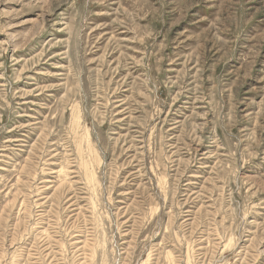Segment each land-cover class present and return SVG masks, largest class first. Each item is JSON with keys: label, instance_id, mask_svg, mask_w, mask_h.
I'll list each match as a JSON object with an SVG mask.
<instances>
[{"label": "rangeland", "instance_id": "rangeland-1", "mask_svg": "<svg viewBox=\"0 0 264 264\" xmlns=\"http://www.w3.org/2000/svg\"><path fill=\"white\" fill-rule=\"evenodd\" d=\"M0 264H264V0H0Z\"/></svg>", "mask_w": 264, "mask_h": 264}, {"label": "bare ground", "instance_id": "bare-ground-1", "mask_svg": "<svg viewBox=\"0 0 264 264\" xmlns=\"http://www.w3.org/2000/svg\"><path fill=\"white\" fill-rule=\"evenodd\" d=\"M77 138V137H76ZM17 141V140H16ZM89 141V140H88ZM79 143V142H78ZM92 143V142H91ZM96 146V145H95ZM92 152H94V151H92ZM93 165V164H92ZM89 171V170H88ZM93 177V176H92ZM97 180V179H96ZM92 181H94V180H92ZM88 182V181H87ZM93 183V182H92ZM94 185V184H93ZM95 187V186H94ZM172 251V250H171ZM170 251V252H171ZM97 254V253H96ZM169 255V254H168ZM173 255V254H172ZM166 256V255H165Z\"/></svg>", "mask_w": 264, "mask_h": 264}]
</instances>
